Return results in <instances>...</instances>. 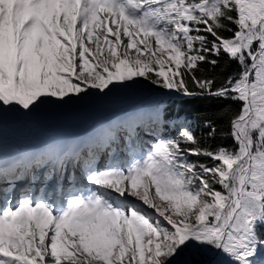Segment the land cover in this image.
Segmentation results:
<instances>
[{"label":"snow or ice","instance_id":"6c2138e0","mask_svg":"<svg viewBox=\"0 0 264 264\" xmlns=\"http://www.w3.org/2000/svg\"><path fill=\"white\" fill-rule=\"evenodd\" d=\"M222 55L240 71L217 87L206 73ZM141 79L237 102L228 132L235 148L203 147L182 123L145 151L138 129L146 120L178 123L159 100L100 127L86 152L9 156L0 144V264H178L182 256L198 264L205 255L226 258L213 264H264V0H0V132L45 106L108 97ZM204 127L213 139L215 123ZM49 162L43 179L56 178L54 188L18 192Z\"/></svg>","mask_w":264,"mask_h":264},{"label":"trees","instance_id":"16d2710c","mask_svg":"<svg viewBox=\"0 0 264 264\" xmlns=\"http://www.w3.org/2000/svg\"><path fill=\"white\" fill-rule=\"evenodd\" d=\"M224 36L230 35L228 32L222 33ZM209 39L211 37L209 36ZM215 58V57H213ZM204 68H208V65H203ZM240 71V65L234 60H229L227 56H221L219 63L214 70L207 72L210 77H214L216 86L218 87L228 76L236 75ZM138 90H158L165 92L148 81L141 79L139 85L136 86ZM176 94V93H175ZM179 98L171 99L166 96H162L163 104L166 106V114L172 120H178L180 123H186L187 127L193 131V133L200 140V144L203 147H211L212 149L218 146H224L226 148H235L232 138L228 135L229 132V119L239 109V104L232 100H223L209 97H193L188 98L176 94ZM160 99V98H158ZM155 99L154 101L158 100ZM160 101V100H159ZM153 103V102H152ZM152 103H149L150 107ZM80 115L84 118H91L97 114L92 110H82ZM211 120L217 126V133L213 139H206V134L209 129L204 127V122ZM180 125H176L175 128H164L163 135L165 137H176L179 131ZM190 160L199 159L201 162L211 164L205 157H189ZM198 264H213L214 260H224L225 257L215 256H201L197 257Z\"/></svg>","mask_w":264,"mask_h":264},{"label":"rangeland","instance_id":"374dc122","mask_svg":"<svg viewBox=\"0 0 264 264\" xmlns=\"http://www.w3.org/2000/svg\"><path fill=\"white\" fill-rule=\"evenodd\" d=\"M91 46V45H90ZM130 55L133 57V58H136V56H137V53L135 52V50H132L131 51V53H130ZM158 55H161V54H159L158 53ZM164 55V58L165 59H167V54L166 53H164L163 54ZM147 55H143V56H140L139 57V59H141V60H147ZM151 100H153V99H151ZM150 100V101H151ZM158 100H160V101H162V103H163V99H158ZM164 105V104H163ZM60 106V105H59ZM70 106H72V107H70ZM87 105H81V103H77V102H74V103H72V104H68V105H62L61 107H65V109H63V111L65 112V111H67L66 113H64L63 115H62V118H63V121H65V122H67V121H73L74 122V124L75 125H81L80 124V122H78L77 120H75V115H76V108H78V109H81V108H83V107H86ZM88 107V106H87ZM110 108H112V111H123V110H121V105H119V106H117V107H110ZM139 109H142L141 108V106L139 107H136V110H139ZM124 114H128V113H124ZM153 122V121H152ZM149 134V133H148ZM151 135L153 134V132H151L150 133ZM147 211H149V214H150V212H152V210L151 209H147V208H145ZM174 219H179V217H174ZM185 260V257H181L180 258V261L178 262V264H183V261Z\"/></svg>","mask_w":264,"mask_h":264},{"label":"bare ground","instance_id":"6f19581e","mask_svg":"<svg viewBox=\"0 0 264 264\" xmlns=\"http://www.w3.org/2000/svg\"><path fill=\"white\" fill-rule=\"evenodd\" d=\"M42 111V110H41ZM40 111V113L42 114V112ZM67 112V111H66ZM65 112V113H66ZM39 113V114H40ZM41 116V115H40ZM43 117H41L40 118V120L41 121H43ZM18 120L17 119H12V120H10L9 122H17ZM44 122V121H43ZM150 121L149 120H146L145 121V123H144V125L146 126L148 123H149ZM41 123V122H40ZM13 127V125H12V123H10V125L8 126V128H12ZM145 134L146 135H148V132H147V130L145 131ZM29 180H30V178H29ZM130 204H132V205H135V206H137V207H139V208H141L142 210H144V211H146V212H148L149 213V211H147L145 208H146V206H144V205H142L141 204V202H139L138 200H136V199H132V198H129V201H128ZM162 206H164L163 204H162ZM149 215H152L153 216V218L155 219V214L154 213H152V212H150V214ZM163 222V221H162Z\"/></svg>","mask_w":264,"mask_h":264}]
</instances>
